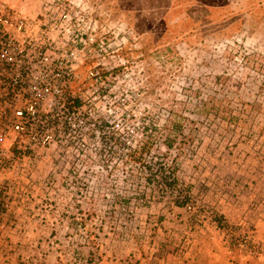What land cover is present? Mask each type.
Masks as SVG:
<instances>
[{"label":"rangeland","instance_id":"1","mask_svg":"<svg viewBox=\"0 0 264 264\" xmlns=\"http://www.w3.org/2000/svg\"><path fill=\"white\" fill-rule=\"evenodd\" d=\"M14 3L86 23L106 96L0 174V264H195L214 233L264 256L239 244L264 212V0Z\"/></svg>","mask_w":264,"mask_h":264},{"label":"built area","instance_id":"2","mask_svg":"<svg viewBox=\"0 0 264 264\" xmlns=\"http://www.w3.org/2000/svg\"><path fill=\"white\" fill-rule=\"evenodd\" d=\"M53 12L27 14L14 0H0V174L11 170L13 160L34 156L31 144L83 137L79 124L86 118L76 114L105 104L101 41L91 39L86 23H70ZM91 46L97 50L94 60ZM6 188L0 183L3 210L9 206ZM239 244L263 249L248 231H240Z\"/></svg>","mask_w":264,"mask_h":264},{"label":"crops","instance_id":"3","mask_svg":"<svg viewBox=\"0 0 264 264\" xmlns=\"http://www.w3.org/2000/svg\"><path fill=\"white\" fill-rule=\"evenodd\" d=\"M264 204L261 203L263 208ZM235 211L239 212L241 208L234 206ZM248 216V217H247ZM247 216H244L249 223L254 222L256 229L254 230L253 239L264 244V212L256 211L250 208ZM245 221V220H244ZM251 221V222H250ZM213 243L209 242L206 247L202 248L200 240L195 239L192 249H198V251H206L204 258L200 256L199 252H195L193 260L195 264H264V256L261 254L253 255L250 252L239 254L236 248H231L222 241L221 238L217 237V234H212ZM259 239V240H258ZM207 246H209L207 248ZM239 255H244L242 258ZM204 260V261H202Z\"/></svg>","mask_w":264,"mask_h":264},{"label":"trees","instance_id":"4","mask_svg":"<svg viewBox=\"0 0 264 264\" xmlns=\"http://www.w3.org/2000/svg\"><path fill=\"white\" fill-rule=\"evenodd\" d=\"M146 145H147V144H146ZM135 157H136L135 153H132V154L130 155V158H131V159H134ZM173 181L176 182V181H177L176 178H173Z\"/></svg>","mask_w":264,"mask_h":264}]
</instances>
